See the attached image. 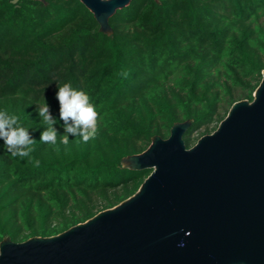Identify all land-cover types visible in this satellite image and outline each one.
Wrapping results in <instances>:
<instances>
[{"label": "trees", "instance_id": "trees-1", "mask_svg": "<svg viewBox=\"0 0 264 264\" xmlns=\"http://www.w3.org/2000/svg\"><path fill=\"white\" fill-rule=\"evenodd\" d=\"M109 23L101 31L81 0H0V109L35 139L28 157L0 139V242L55 235L117 205L152 171L125 157L187 119L191 147L261 82L264 0H131ZM66 82L90 95L98 134L47 144L37 104L58 118Z\"/></svg>", "mask_w": 264, "mask_h": 264}, {"label": "water", "instance_id": "water-1", "mask_svg": "<svg viewBox=\"0 0 264 264\" xmlns=\"http://www.w3.org/2000/svg\"><path fill=\"white\" fill-rule=\"evenodd\" d=\"M81 1L109 33L131 0ZM191 124L123 159L152 169L131 196L55 235L4 238L0 264H264V69L253 99L187 147Z\"/></svg>", "mask_w": 264, "mask_h": 264}, {"label": "clouds", "instance_id": "clouds-1", "mask_svg": "<svg viewBox=\"0 0 264 264\" xmlns=\"http://www.w3.org/2000/svg\"><path fill=\"white\" fill-rule=\"evenodd\" d=\"M59 101L60 110L57 118L51 111V106L46 102L37 104V112L42 125L40 140L55 145L59 142L69 145L70 135L88 142L94 139L99 130V113L90 95L83 89L74 87L71 82L58 83V90L55 93ZM64 132L58 137L59 130L55 126L60 122ZM33 126L26 125L15 112L7 109H0V139L4 147L13 157H28L32 151L34 137L30 129ZM36 165L39 161L34 162ZM179 245L184 246V241Z\"/></svg>", "mask_w": 264, "mask_h": 264}, {"label": "rangeland", "instance_id": "rangeland-1", "mask_svg": "<svg viewBox=\"0 0 264 264\" xmlns=\"http://www.w3.org/2000/svg\"><path fill=\"white\" fill-rule=\"evenodd\" d=\"M213 129H214V127L211 126L210 131L213 132L214 131ZM125 164H126V162H125Z\"/></svg>", "mask_w": 264, "mask_h": 264}]
</instances>
